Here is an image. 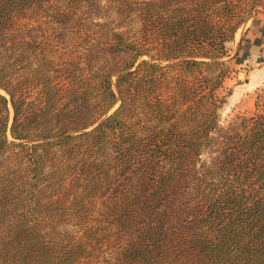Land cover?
I'll return each mask as SVG.
<instances>
[{
    "label": "trees",
    "instance_id": "16d2710c",
    "mask_svg": "<svg viewBox=\"0 0 264 264\" xmlns=\"http://www.w3.org/2000/svg\"><path fill=\"white\" fill-rule=\"evenodd\" d=\"M45 1L0 0V36ZM258 4L142 3L153 38L112 35L129 70L113 83L119 70L88 88L72 71L58 86L38 70L25 103L0 72V264H91L105 236L57 229L94 222L115 237L120 264H264V96L221 126L217 95L228 45ZM52 149L76 160L60 166Z\"/></svg>",
    "mask_w": 264,
    "mask_h": 264
},
{
    "label": "rangeland",
    "instance_id": "374dc122",
    "mask_svg": "<svg viewBox=\"0 0 264 264\" xmlns=\"http://www.w3.org/2000/svg\"><path fill=\"white\" fill-rule=\"evenodd\" d=\"M150 1L159 0H52L45 1L37 11L23 10L15 16L4 35L0 36V72L5 73V78L13 84L20 81L19 87H23L21 94L25 96V103H30L33 99L31 90L28 88L33 85L31 77L38 70L45 72L48 77L50 76L51 82L58 86L68 81L72 71L80 76L81 84L79 85L84 88L98 84L105 70H119L111 77L113 83L116 74L129 72V70H121L122 62L128 53L113 50L112 35H121L130 43H136L142 39L151 40L153 37L147 38L143 30L144 26L147 28L149 26L138 11L142 3ZM263 11L264 0H260V4L250 17L239 27L240 29L238 28L235 41L228 45L230 55H233L232 59H234V52L240 46V37L246 23ZM142 59H148V57H141L138 62ZM225 60L230 61L228 58ZM239 63L230 62L229 75L217 92L219 98L225 100L218 111L221 126H226L238 116L252 115L257 96L260 98L264 96L262 89L254 90L252 84L248 82L251 71L262 67L261 63L258 65ZM164 64L166 63H162ZM134 68L135 66L130 71ZM0 94L9 99L3 90H0ZM94 98L95 96L91 99ZM118 104L116 103L102 120L112 114ZM259 104V109L264 112L263 102ZM129 108L133 111L134 106L131 105ZM8 110L9 124H11L13 111L10 105ZM56 150H51L53 156H60L56 158V164L65 167L64 164L67 162L72 163L76 160L68 161L66 156ZM45 168L49 171L52 168V162L48 161ZM78 225L60 224L57 230L62 234L79 236L88 234L84 230L96 229L98 233L105 236L107 241L105 243L101 241L95 245L94 259L91 264H120L116 262L117 246L112 234L102 233L103 226L97 222L93 225L87 223L83 228ZM80 264L89 263L82 261Z\"/></svg>",
    "mask_w": 264,
    "mask_h": 264
},
{
    "label": "crops",
    "instance_id": "0c3cea01",
    "mask_svg": "<svg viewBox=\"0 0 264 264\" xmlns=\"http://www.w3.org/2000/svg\"><path fill=\"white\" fill-rule=\"evenodd\" d=\"M258 14L246 23L242 37H240V46L234 52V59H232V54L228 59L231 63L235 61L240 62L241 65L261 63L262 67L251 71L248 82L252 84L254 90L262 89L264 91V11L260 15ZM235 36L233 41H235Z\"/></svg>",
    "mask_w": 264,
    "mask_h": 264
}]
</instances>
